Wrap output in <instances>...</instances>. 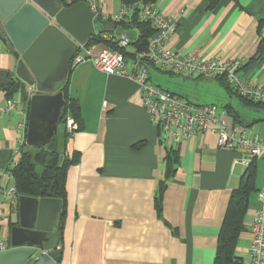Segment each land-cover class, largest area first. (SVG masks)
Returning a JSON list of instances; mask_svg holds the SVG:
<instances>
[{
    "label": "crops",
    "instance_id": "1",
    "mask_svg": "<svg viewBox=\"0 0 264 264\" xmlns=\"http://www.w3.org/2000/svg\"><path fill=\"white\" fill-rule=\"evenodd\" d=\"M99 1L104 16L124 8L120 0ZM157 9L178 16L170 41L172 51L183 56L201 53L207 59L244 60L239 74L264 85V49H260L264 0H220L214 8L211 0H159ZM131 14L128 9V17ZM109 37V33L104 35ZM105 48L98 43L90 50L97 56ZM19 59L14 48L0 40V71L8 72L13 84L21 81ZM131 65L129 60L126 76H114L97 71L90 62L75 68L70 64L69 95L79 102L84 127L68 141L67 153L80 154V162L70 167L66 177L62 239L58 225L46 246L61 251L60 264H215L230 201L246 185L244 154L219 148L214 134L185 139L172 146L178 162L175 175L166 180L169 146L150 122L138 85L130 76ZM12 85L0 84V239L5 250L10 248L12 225L19 223V197L9 195L16 191L10 171L21 159L27 136L18 125L28 121L29 115L28 100L19 93L13 96L18 101L16 110L4 112L13 99L9 97ZM29 89L26 87L28 95ZM238 103L220 108L231 107L240 122L232 118L235 125L264 136V110L245 106L239 99ZM255 168L245 230L236 248L242 264H250V224L261 207L258 194L264 187V156L255 159ZM164 181L166 188L158 206Z\"/></svg>",
    "mask_w": 264,
    "mask_h": 264
},
{
    "label": "water",
    "instance_id": "2",
    "mask_svg": "<svg viewBox=\"0 0 264 264\" xmlns=\"http://www.w3.org/2000/svg\"><path fill=\"white\" fill-rule=\"evenodd\" d=\"M106 27L107 21L85 1L60 7L58 0H0V40L20 56L17 76L30 88L29 147L45 148L58 133L65 105L58 86L68 78L78 46L87 45ZM115 35H125L131 43L138 39L135 30L118 28ZM0 84H13L8 72L0 71ZM62 206L58 199L19 196V223L11 229L10 248L0 251V264H60L61 251L46 244L55 232Z\"/></svg>",
    "mask_w": 264,
    "mask_h": 264
},
{
    "label": "built area",
    "instance_id": "3",
    "mask_svg": "<svg viewBox=\"0 0 264 264\" xmlns=\"http://www.w3.org/2000/svg\"><path fill=\"white\" fill-rule=\"evenodd\" d=\"M99 2V0L87 2L97 16L113 23L128 17V8L125 6L118 14L102 15ZM139 8L140 18L150 22L156 33L149 39L145 52L138 53L133 59H129L132 62L130 76L138 85L144 109L152 125L158 129L162 141L170 148L185 139L214 134L218 138L219 148L242 152L243 163L247 167L255 159L264 156V136L252 135L246 129L235 125L224 108L184 100L172 91L156 85L152 80V70L183 77L224 78L240 97L264 103V85L239 74L245 61L224 58L207 59L201 53L183 56L174 52L171 50L170 41L177 30L178 16H167L159 12L155 3L139 4ZM116 37L118 45L122 48H128L132 44L125 35ZM129 60L122 53L110 48H105L99 55L93 56L90 48L79 45L78 52L71 60V67L75 68L90 62L99 72L126 76ZM17 106L18 101L14 98L10 99L4 112L12 113ZM18 128L26 133L28 121L23 120ZM66 128L68 132L77 129V124L71 116L67 117ZM9 195L17 196V192L11 191ZM258 196L261 207L250 224L251 241L248 248L250 264H264V187L259 191ZM3 250H5V242L0 239V251Z\"/></svg>",
    "mask_w": 264,
    "mask_h": 264
},
{
    "label": "trees",
    "instance_id": "4",
    "mask_svg": "<svg viewBox=\"0 0 264 264\" xmlns=\"http://www.w3.org/2000/svg\"><path fill=\"white\" fill-rule=\"evenodd\" d=\"M121 3L128 9L132 10L130 17L123 19L118 23L107 21V26H110L106 31L98 36L92 38L86 45L91 48L98 43H104L107 48L118 51L124 55L126 59H133L138 53L145 52L148 48L149 39L155 35L156 30L153 25L140 18L139 4H157L159 0H120ZM79 0H58L60 7H72L77 4ZM220 0H211V7L214 8ZM264 25V20L260 22V28ZM118 28L124 31L135 30L138 32V39L132 43L128 48H122L116 41L115 32ZM110 34L109 39H105L104 35ZM131 49L132 51H128ZM261 51L264 49V42L260 47ZM15 54L18 53L15 51ZM72 68L70 69V73ZM173 75V74H170ZM68 80V79H67ZM67 80L58 86L57 91H62L64 95L65 105L61 111V119L58 133L53 137L48 146L42 149L29 147L26 143L21 151V159L19 163L10 171L16 187L18 197L25 196L36 199H58L62 201V212L56 222L59 225L60 239H62L63 229L66 219V177L70 167L78 165L80 162V154L74 153L69 155L67 153V144L70 138L83 130L84 123L80 112L79 102L69 95ZM222 86L229 92L233 93L239 101L248 107L263 109L264 103L249 101L240 97L233 89V87L224 78L218 79ZM20 94L23 99L28 100L30 104V96L26 92V85L22 82H16L9 89V97L13 98L15 94ZM228 114L239 122L238 114L231 108H224ZM71 116L77 124V129L73 132H68L66 128L67 117ZM165 178L171 179L176 172V164L178 162L177 150L173 147L167 148L166 156ZM249 176L248 183L236 190L232 196L229 204L227 215L223 223L217 247V256L215 264H242L241 260L236 256V248L239 235L245 230L244 219L248 210L249 195L253 190L252 184L256 176L255 161L248 167L246 176ZM166 188V182L160 184L158 193V206H160L161 197ZM16 226V224H13ZM56 230V229H55Z\"/></svg>",
    "mask_w": 264,
    "mask_h": 264
},
{
    "label": "rangeland",
    "instance_id": "5",
    "mask_svg": "<svg viewBox=\"0 0 264 264\" xmlns=\"http://www.w3.org/2000/svg\"><path fill=\"white\" fill-rule=\"evenodd\" d=\"M12 46V45H11ZM153 83L177 93L184 100H192L197 104H213L223 107L232 103L238 105V98L230 96L217 79L191 78L151 71ZM57 227V224H55ZM56 229V228H55ZM54 233H52L53 236Z\"/></svg>",
    "mask_w": 264,
    "mask_h": 264
}]
</instances>
